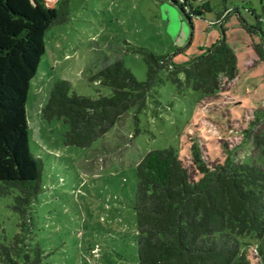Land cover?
I'll return each mask as SVG.
<instances>
[{
  "label": "rangeland",
  "instance_id": "374dc122",
  "mask_svg": "<svg viewBox=\"0 0 264 264\" xmlns=\"http://www.w3.org/2000/svg\"><path fill=\"white\" fill-rule=\"evenodd\" d=\"M70 2V20L47 32L27 100L30 148L44 162L34 242L45 250L44 264H140L136 168L149 151L173 147L185 159L196 144L211 160L264 166L254 145L255 135L264 136V61H256L252 37L241 25V18L257 23L256 15L264 23V0H211L213 11L191 19L170 0ZM224 8L229 14L217 23ZM221 39L236 54L235 78L222 76L220 87L205 93L181 90L162 72L147 106L131 109L90 147L67 145L70 124L43 116L55 81H70L79 95H109L111 87L92 78L114 59L123 58L145 80L147 64L138 48L167 55L177 66ZM12 201L0 197V225L8 237L19 231ZM247 241L257 264H264L257 240Z\"/></svg>",
  "mask_w": 264,
  "mask_h": 264
},
{
  "label": "trees",
  "instance_id": "16d2710c",
  "mask_svg": "<svg viewBox=\"0 0 264 264\" xmlns=\"http://www.w3.org/2000/svg\"><path fill=\"white\" fill-rule=\"evenodd\" d=\"M191 19L214 10L211 0H170ZM217 12V23L229 14ZM70 0H0V197L12 196L19 231L0 234V264H44L46 255L34 242L35 206L43 191V160L30 148L27 100L47 50V32L71 18ZM241 18L252 37L256 61H264V23ZM257 38V39H256ZM147 64V78L139 80L123 58L93 76L110 86L109 95L91 98L72 92L68 80L55 81L43 116L70 124L67 145L90 147L131 109L140 111L162 79L179 89L215 92L221 77L235 78L236 54L225 39L180 65L167 55L138 48ZM254 145L264 157V136ZM134 209L138 224L140 264H257L248 238L257 240L264 262V166L211 160L196 144L181 158L173 147L153 149L137 164ZM259 262V261H258Z\"/></svg>",
  "mask_w": 264,
  "mask_h": 264
}]
</instances>
